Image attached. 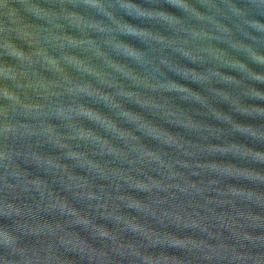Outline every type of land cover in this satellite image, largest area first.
Instances as JSON below:
<instances>
[{"label": "water", "instance_id": "95a60500", "mask_svg": "<svg viewBox=\"0 0 264 264\" xmlns=\"http://www.w3.org/2000/svg\"><path fill=\"white\" fill-rule=\"evenodd\" d=\"M0 264H264V0H0Z\"/></svg>", "mask_w": 264, "mask_h": 264}, {"label": "clouds", "instance_id": "9594fccd", "mask_svg": "<svg viewBox=\"0 0 264 264\" xmlns=\"http://www.w3.org/2000/svg\"><path fill=\"white\" fill-rule=\"evenodd\" d=\"M131 56H133V55H131ZM5 231H7V230H5Z\"/></svg>", "mask_w": 264, "mask_h": 264}]
</instances>
